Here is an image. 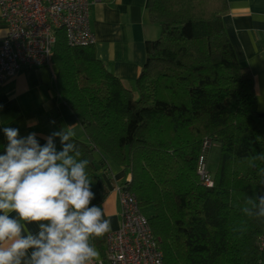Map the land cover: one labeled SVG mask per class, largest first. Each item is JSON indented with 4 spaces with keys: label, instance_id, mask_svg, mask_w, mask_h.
I'll return each mask as SVG.
<instances>
[{
    "label": "trees",
    "instance_id": "trees-1",
    "mask_svg": "<svg viewBox=\"0 0 264 264\" xmlns=\"http://www.w3.org/2000/svg\"><path fill=\"white\" fill-rule=\"evenodd\" d=\"M227 11V0H148L159 34L145 42L132 88L97 58L95 43L70 46L56 30L55 83L85 136L73 141L89 161L91 204L108 195L109 158L130 176L120 186L135 195L163 264H264V217L241 211L264 194V161L249 167L264 153V119L253 75L226 34ZM45 120L67 130L59 113ZM210 143L219 152L208 186L198 169ZM106 235L92 242L102 247Z\"/></svg>",
    "mask_w": 264,
    "mask_h": 264
},
{
    "label": "clouds",
    "instance_id": "clouds-1",
    "mask_svg": "<svg viewBox=\"0 0 264 264\" xmlns=\"http://www.w3.org/2000/svg\"><path fill=\"white\" fill-rule=\"evenodd\" d=\"M7 145L0 154V264H96L92 241L111 231L100 206L91 204L93 179L87 159L62 128L42 146L35 133L19 136L4 127ZM61 150L57 151L55 138ZM264 161V153L251 158ZM264 175V168L259 169ZM241 211L264 217V194L247 197ZM35 224L33 232L28 225Z\"/></svg>",
    "mask_w": 264,
    "mask_h": 264
},
{
    "label": "crops",
    "instance_id": "crops-1",
    "mask_svg": "<svg viewBox=\"0 0 264 264\" xmlns=\"http://www.w3.org/2000/svg\"><path fill=\"white\" fill-rule=\"evenodd\" d=\"M89 2L90 27L95 35L97 58L116 78L132 88L146 59L145 42L156 39L159 34V27L147 21L148 0ZM227 3L228 11L223 15L224 28L237 60L253 75L257 112L264 119V0H227ZM6 31L0 16V38L6 35ZM56 75L54 65L37 67L22 70L0 83V154L7 145L4 127L18 128L20 137L35 133L43 146L46 138L56 131L54 123L45 120L52 113H59L63 126L72 131L75 138L85 141L80 125L56 87ZM95 157L98 160L103 158L99 152ZM104 162L110 175L104 172L101 178L108 195L95 206H100L105 218L111 221L112 232L119 225L115 186L120 185L127 175L113 160L106 158ZM28 228L33 232L37 230L35 224L28 225ZM93 245L99 253L96 261L99 264L104 260L105 243L102 247Z\"/></svg>",
    "mask_w": 264,
    "mask_h": 264
},
{
    "label": "built area",
    "instance_id": "built-area-1",
    "mask_svg": "<svg viewBox=\"0 0 264 264\" xmlns=\"http://www.w3.org/2000/svg\"><path fill=\"white\" fill-rule=\"evenodd\" d=\"M90 9L89 0H0V16L7 30L0 38V83L25 69L51 67L57 29L64 30L70 46L95 43ZM198 172L211 186L202 156ZM124 181L129 182L130 177ZM115 192L119 225L107 234L104 260L99 264H163L157 240L135 195L120 185L115 186Z\"/></svg>",
    "mask_w": 264,
    "mask_h": 264
},
{
    "label": "rangeland",
    "instance_id": "rangeland-1",
    "mask_svg": "<svg viewBox=\"0 0 264 264\" xmlns=\"http://www.w3.org/2000/svg\"><path fill=\"white\" fill-rule=\"evenodd\" d=\"M206 151H209L207 154L206 169L207 171H210L212 173L215 169L217 158H218L219 144L210 143Z\"/></svg>",
    "mask_w": 264,
    "mask_h": 264
}]
</instances>
